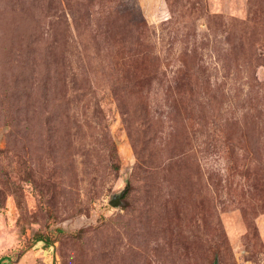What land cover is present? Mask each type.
I'll use <instances>...</instances> for the list:
<instances>
[{
  "label": "rangeland",
  "instance_id": "rangeland-1",
  "mask_svg": "<svg viewBox=\"0 0 264 264\" xmlns=\"http://www.w3.org/2000/svg\"><path fill=\"white\" fill-rule=\"evenodd\" d=\"M1 259L264 264V0H0Z\"/></svg>",
  "mask_w": 264,
  "mask_h": 264
},
{
  "label": "trees",
  "instance_id": "trees-1",
  "mask_svg": "<svg viewBox=\"0 0 264 264\" xmlns=\"http://www.w3.org/2000/svg\"><path fill=\"white\" fill-rule=\"evenodd\" d=\"M42 245H43V244H42L40 241H36L34 247H35V249L37 250V249L41 248ZM48 247H50L51 250L53 249V246L50 245V244H48ZM0 264H3V263H2V259L0 260Z\"/></svg>",
  "mask_w": 264,
  "mask_h": 264
},
{
  "label": "water",
  "instance_id": "water-1",
  "mask_svg": "<svg viewBox=\"0 0 264 264\" xmlns=\"http://www.w3.org/2000/svg\"><path fill=\"white\" fill-rule=\"evenodd\" d=\"M119 197H121V195H119ZM119 197L114 198L115 200L112 201V204H113L114 207L119 206V204H120Z\"/></svg>",
  "mask_w": 264,
  "mask_h": 264
}]
</instances>
